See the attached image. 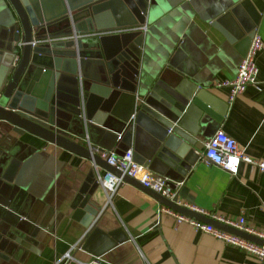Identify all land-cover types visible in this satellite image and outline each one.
Returning <instances> with one entry per match:
<instances>
[{
    "label": "crops",
    "instance_id": "obj_1",
    "mask_svg": "<svg viewBox=\"0 0 264 264\" xmlns=\"http://www.w3.org/2000/svg\"><path fill=\"white\" fill-rule=\"evenodd\" d=\"M239 1L149 0L140 69L145 79L152 84L164 71H172L204 89L220 108L226 107L219 122L203 117L194 136L198 158L183 177L176 173L159 175L156 172L162 164L149 170L180 184L175 188L177 197L189 206L222 218H241L248 227L264 232V172L240 163L238 173L229 176L199 162L203 144L217 130L232 138L246 156L264 161V7L254 29L262 44L255 56L257 83L247 86L231 103L227 102L228 90L217 85L234 76L242 58L234 44L227 42L228 31L222 33L211 24ZM242 11L249 18L248 12ZM28 27L17 0H0V47L11 40L16 29L20 44L33 40L31 33L37 28ZM14 65L13 61L10 67ZM10 128L0 122V145L7 149L0 151V173L12 180L13 186L36 198L39 215L35 225L40 228L29 243L20 242L10 248L7 261L0 264H56L74 245L78 247L71 255L83 263L96 259L98 264H264L186 223L177 224L160 212L161 205L151 196L126 183L117 188L108 204L100 187L96 194L103 210L96 223L99 231L106 234L121 229L126 239L115 243L109 238L114 242L112 247L100 256L89 255L80 248L87 235L72 219V208L84 179L94 174L92 162L26 133L14 134ZM119 132L115 142L98 129L81 132L74 121L63 134L82 147L89 144L96 152L99 144L112 145L115 150L130 145L131 138ZM127 149L132 152L131 145ZM99 240L94 241L95 246L105 243Z\"/></svg>",
    "mask_w": 264,
    "mask_h": 264
},
{
    "label": "water",
    "instance_id": "obj_2",
    "mask_svg": "<svg viewBox=\"0 0 264 264\" xmlns=\"http://www.w3.org/2000/svg\"><path fill=\"white\" fill-rule=\"evenodd\" d=\"M17 2L29 27L37 30L31 33L33 40L20 44L15 28L11 40L0 47V122L10 126L14 134L39 138L117 177L120 173L115 168L63 132L75 121L81 132L98 129L116 142L122 131L131 138L136 163L148 169L162 164L156 172L159 175L176 173L183 177L198 158L194 136L203 117L219 122L226 107L220 108L204 89L172 71H164L152 84L145 79L140 70L144 30L138 27H145L149 0ZM263 7L264 0H240L211 24L222 33L228 31L230 35H223L241 58ZM13 61L16 65L10 67ZM89 141L95 143L91 138ZM130 145L118 146L116 153L122 155ZM99 147L113 149L112 145ZM2 150L7 151L0 145ZM122 181L178 214L262 244L252 236L176 206L126 176ZM169 184L174 189V184ZM98 188L94 174L89 173L72 208V219L87 235L80 248L91 256H100L115 241L126 239L121 229L104 234L96 226L103 212L97 200ZM37 206L34 196L13 186L12 180L0 173V263L7 261L10 248L35 238L40 228L35 225ZM99 237L105 243L95 246Z\"/></svg>",
    "mask_w": 264,
    "mask_h": 264
},
{
    "label": "built area",
    "instance_id": "obj_3",
    "mask_svg": "<svg viewBox=\"0 0 264 264\" xmlns=\"http://www.w3.org/2000/svg\"><path fill=\"white\" fill-rule=\"evenodd\" d=\"M138 29L145 31L144 26L138 27ZM96 35L100 36L102 34L98 33ZM261 46L262 44L259 35L254 33L250 40L246 54L236 67L234 76L217 84L218 86L224 87L228 90V103H231L237 96L242 94L247 86L257 83V67L255 65V56L260 51ZM262 85L264 86V81ZM116 138L118 140L119 137L117 136ZM87 148L90 153L94 152L92 149H90L89 144ZM95 151L96 152H94V154H96L99 159L103 160L108 166L115 168L120 173L119 177L105 171L100 173L98 168L92 164L94 168L95 182L104 194L105 204L109 203L111 196L116 192L117 188L124 183L122 181V176H126L136 181L142 187L147 188L159 196L174 203L176 206L210 218L219 224L260 240L262 242L261 245L256 244L244 237L232 234L228 231L215 228L209 224H204L200 221H196L178 214L162 205L160 207V212L171 216L177 224L186 223L195 231L208 234L225 245L235 247L238 250L253 256L259 262L264 261V232H258L248 227L241 218L237 220H231L210 215L180 201L175 190V188H177L180 184L175 183L173 189L170 186V181L167 178L155 175L146 166L136 163L132 157V152L130 149L125 150L122 155H118L114 148L110 150L96 149ZM199 162L207 167L218 168L229 176H235L238 173L240 163L248 164L256 168L258 172H264V161L252 159L246 156L244 150L240 148L232 138L228 137L221 130H217L213 136L203 144L202 151L199 154ZM261 208L264 210V201L261 203ZM76 247L78 246H71L56 262V264H98L96 259L84 263L76 261L71 255L72 251L76 249Z\"/></svg>",
    "mask_w": 264,
    "mask_h": 264
},
{
    "label": "bare ground",
    "instance_id": "obj_4",
    "mask_svg": "<svg viewBox=\"0 0 264 264\" xmlns=\"http://www.w3.org/2000/svg\"><path fill=\"white\" fill-rule=\"evenodd\" d=\"M110 199H111V198H110ZM110 199H109V200H110Z\"/></svg>",
    "mask_w": 264,
    "mask_h": 264
}]
</instances>
